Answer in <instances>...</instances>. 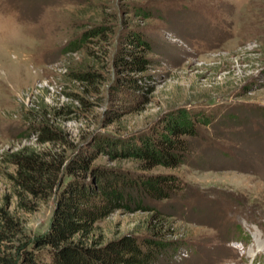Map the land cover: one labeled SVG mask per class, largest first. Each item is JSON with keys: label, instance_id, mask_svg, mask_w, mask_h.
I'll list each match as a JSON object with an SVG mask.
<instances>
[{"label": "rangeland", "instance_id": "374dc122", "mask_svg": "<svg viewBox=\"0 0 264 264\" xmlns=\"http://www.w3.org/2000/svg\"><path fill=\"white\" fill-rule=\"evenodd\" d=\"M135 35L148 47L128 42ZM128 53L146 67L129 69ZM177 109L200 120L187 161L147 173L178 176L180 190L96 232L158 231L174 247L154 264H264V0H0V207L23 241L47 230L58 191L17 208L5 153L52 147L36 143L48 122L68 159L140 171L96 144L155 131Z\"/></svg>", "mask_w": 264, "mask_h": 264}, {"label": "trees", "instance_id": "16d2710c", "mask_svg": "<svg viewBox=\"0 0 264 264\" xmlns=\"http://www.w3.org/2000/svg\"><path fill=\"white\" fill-rule=\"evenodd\" d=\"M128 42L141 49L148 47L139 35ZM124 57L132 71L146 67L143 55L128 53ZM82 77L92 79L87 72ZM196 121L200 120L187 110L177 109L168 113L155 131L130 140L96 144L98 153L135 160L140 171L93 165L96 154L79 152L78 157L68 159L54 144L62 137L60 130L48 122L38 125L36 143H52V147L22 146L5 153L2 161L15 167L10 177L17 208L30 211L34 202L58 191L55 209L47 230L23 241L21 222L6 207H0V264H154L174 247L158 231L142 236L127 233L104 241L96 232V223L116 211L149 210V200L178 193V176L147 171L186 163L188 137L196 134ZM63 175L68 176L65 183Z\"/></svg>", "mask_w": 264, "mask_h": 264}]
</instances>
